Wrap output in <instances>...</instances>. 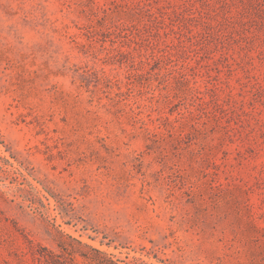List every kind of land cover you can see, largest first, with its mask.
Returning a JSON list of instances; mask_svg holds the SVG:
<instances>
[{"label": "rangeland", "instance_id": "obj_1", "mask_svg": "<svg viewBox=\"0 0 264 264\" xmlns=\"http://www.w3.org/2000/svg\"><path fill=\"white\" fill-rule=\"evenodd\" d=\"M264 264V0H0V264Z\"/></svg>", "mask_w": 264, "mask_h": 264}, {"label": "trees", "instance_id": "obj_2", "mask_svg": "<svg viewBox=\"0 0 264 264\" xmlns=\"http://www.w3.org/2000/svg\"><path fill=\"white\" fill-rule=\"evenodd\" d=\"M111 262V261H110ZM112 263V262H111ZM104 264V263H103ZM113 264V263H112Z\"/></svg>", "mask_w": 264, "mask_h": 264}]
</instances>
